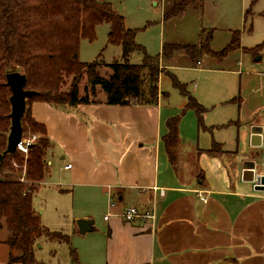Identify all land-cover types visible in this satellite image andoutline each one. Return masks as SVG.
Wrapping results in <instances>:
<instances>
[{
	"label": "crops",
	"instance_id": "crops-1",
	"mask_svg": "<svg viewBox=\"0 0 264 264\" xmlns=\"http://www.w3.org/2000/svg\"><path fill=\"white\" fill-rule=\"evenodd\" d=\"M263 11L244 14L256 40L241 30L240 47L225 57L188 58L197 83L187 84L207 111L202 129L194 110L183 114L178 164L163 141L175 115L165 96L154 105H108L104 96L76 107L32 103L53 144L42 187L66 197L58 210L77 239L78 264H264V188L244 180L245 162L257 165L264 147L253 134L264 120ZM215 144L220 151H211ZM130 206L152 208L154 218L128 222L123 213ZM80 219L93 220L94 231L82 234ZM0 231L3 241L8 233ZM47 241L37 245L38 264H75L68 245L51 242L44 250ZM9 253L1 242L0 264H8Z\"/></svg>",
	"mask_w": 264,
	"mask_h": 264
},
{
	"label": "trees",
	"instance_id": "trees-1",
	"mask_svg": "<svg viewBox=\"0 0 264 264\" xmlns=\"http://www.w3.org/2000/svg\"><path fill=\"white\" fill-rule=\"evenodd\" d=\"M199 1L174 0L165 18L184 13L189 7H200ZM252 12L251 5L245 18ZM261 15L264 16V11ZM105 23L110 26L109 43L122 46L121 59L106 62L100 53L91 62L81 61V40L93 41L97 27ZM138 31L127 28L125 17L105 0H0V156L7 148L11 129L12 92L7 74L25 73L26 89L37 92L28 99L22 127L24 135L37 134L38 140L30 146L27 155L16 150L0 161V221L5 223L0 222V228L8 231L3 240L10 248L8 264H38L36 249L42 239L70 242L69 235L47 227L34 208V196L50 173L47 155L53 144L46 126L32 116L33 102L56 107L96 104L103 102L98 98L99 91L108 105H154L160 96L168 95L159 86L160 77L166 73L186 99L185 108L194 110L199 127H204L207 108L191 93L188 84L163 67L162 62L176 51H185L192 61H198L203 55L223 58L240 47L241 30L233 31L230 42L219 51L211 47L213 31L203 30L206 36L197 44H164L162 52L155 56L137 43ZM261 47L262 44L245 50ZM134 51L143 55L141 63L131 62ZM102 66L106 70L101 71ZM83 80L85 85H81ZM178 125V117H171L167 121L168 133L163 137L172 163L176 161L180 140ZM211 151H220V148L215 144ZM70 255L78 264L77 251L71 249Z\"/></svg>",
	"mask_w": 264,
	"mask_h": 264
},
{
	"label": "rangeland",
	"instance_id": "rangeland-1",
	"mask_svg": "<svg viewBox=\"0 0 264 264\" xmlns=\"http://www.w3.org/2000/svg\"><path fill=\"white\" fill-rule=\"evenodd\" d=\"M105 1L112 3L114 9L125 17L127 28L139 30L136 36V41L138 44L144 46L147 53L152 56L160 54L164 44H197L200 40H203L208 31L214 32V39L211 43V47L215 50L223 49L232 38V35L229 33L230 29L234 31L243 30V32L245 30L243 33L245 36H250L252 40H256L258 37V31L255 29L252 33H249L248 29L251 19L245 22L244 14L251 5L252 11L254 12L264 9L262 4L263 0H256L254 4H252L253 0H201L199 1L200 7H189L184 13L182 12L176 16L165 18L167 12L170 11L174 5V0ZM109 27V24H101L96 29V38L93 41L87 39L81 40V61L91 62L96 59L100 53H102V57L106 62L121 59L122 46L110 44L108 41ZM203 30L206 32L203 33ZM185 56L187 59H185ZM142 58L143 55L139 51H134L131 54L130 59L132 63H141ZM188 58L189 57L185 54V51H176L175 55L168 60L171 61L169 70L172 74L176 75L180 81L186 84L189 83L192 86L194 83H197V70L189 68L188 64L190 63L187 61ZM168 61L164 60L162 66L166 68L165 65ZM184 61L186 62L184 63ZM100 70L104 71L106 69L102 66L100 67ZM82 84L85 85L86 80H83L81 82V85ZM189 84L188 89L190 90L191 86H189ZM160 89L162 92L168 94L165 96L164 100L170 103L169 111L173 108L171 111L172 113H175L173 117H178L179 122L181 120V124L183 121L185 125L186 122H188V117H183V114L187 112V109L185 108L186 103L184 104V100L186 99L181 95L180 91L173 86V81L170 75L163 73L160 79ZM102 97V93L98 91V98ZM175 157V162L178 164L180 161L179 153H177ZM257 165L259 166V158L257 160ZM65 199L66 197L61 196L52 185L46 187L41 186L34 197V204L38 208V211H42V221L47 227L51 230L61 231L70 236L69 243H55L68 245V249L76 250L75 244L77 243V239L72 238V236L65 230L64 225L67 222V218H65L58 210V204ZM103 215L104 213H100L95 216V219L98 222H101ZM0 222L5 225L3 220ZM94 229L92 231H94ZM0 230L8 232L6 228H0ZM0 235H2V231H0ZM1 242L9 248L6 243L0 241V243ZM51 242L53 241L48 240L47 242H44V246L46 247L44 250H47V246Z\"/></svg>",
	"mask_w": 264,
	"mask_h": 264
},
{
	"label": "water",
	"instance_id": "water-1",
	"mask_svg": "<svg viewBox=\"0 0 264 264\" xmlns=\"http://www.w3.org/2000/svg\"><path fill=\"white\" fill-rule=\"evenodd\" d=\"M260 59V58H259ZM7 83L11 88V129L8 136V143L5 152L0 156V161L3 160L6 154L14 153L17 150V145L20 143L23 136L22 117L27 108L28 99L37 94L36 91L26 89L27 77L25 73L14 71L7 74ZM262 126L255 128L253 134L256 137L262 138ZM258 145V144H257ZM259 145H262V143ZM244 170V180L255 182L258 188H264V176L257 172L256 163L254 161H246ZM249 176V177H247ZM79 231L82 234L90 232L94 229L93 220L80 219L77 221Z\"/></svg>",
	"mask_w": 264,
	"mask_h": 264
},
{
	"label": "built area",
	"instance_id": "built-area-1",
	"mask_svg": "<svg viewBox=\"0 0 264 264\" xmlns=\"http://www.w3.org/2000/svg\"><path fill=\"white\" fill-rule=\"evenodd\" d=\"M262 139L264 140V120L262 123ZM38 140V135L37 134H29V135H24L22 136V139L20 143L17 145V150L21 151L23 154L27 155L30 149V146L34 142ZM17 166V164H15ZM72 164H68L66 168H71ZM257 172L261 174V176H264V147L262 149V153L260 156V161H259V166L256 165ZM164 191L161 190V193ZM123 217L126 221L131 222L136 220L137 218L140 217H145V218H154V212L152 208H146V209H140L136 206H130L125 209L123 213ZM105 219H108V216H105Z\"/></svg>",
	"mask_w": 264,
	"mask_h": 264
}]
</instances>
